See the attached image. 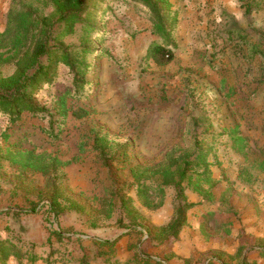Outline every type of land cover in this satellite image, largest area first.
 <instances>
[{"label": "rangeland", "instance_id": "374dc122", "mask_svg": "<svg viewBox=\"0 0 264 264\" xmlns=\"http://www.w3.org/2000/svg\"><path fill=\"white\" fill-rule=\"evenodd\" d=\"M26 4L38 6L36 0H0L1 33L10 10ZM91 9L96 31L88 40L83 90L59 65L34 94L47 112L24 113L16 123L0 112L4 152L47 153L63 163L43 174L1 162L0 238L14 243L22 258L0 264H124L137 251L165 264H254L244 253L264 247L249 233V221L264 214V59L252 57L250 47L264 49V0H170L166 11L174 25L167 38L155 32L142 2L103 0ZM65 43L79 46L81 28ZM157 44L172 51L168 64L148 56ZM13 71L0 63V74ZM65 94L66 115L58 105ZM97 137L106 154L97 149ZM196 139L212 146L216 182L212 188L203 183L211 198L187 184L181 194L170 186L163 205L148 208L133 167L192 153ZM146 184L151 193L155 182ZM55 189L64 205L79 208L56 219L48 200ZM123 201L135 215H127ZM185 203L194 206L177 240L171 246L147 241V232L155 236ZM117 238L114 246L99 243Z\"/></svg>", "mask_w": 264, "mask_h": 264}, {"label": "trees", "instance_id": "16d2710c", "mask_svg": "<svg viewBox=\"0 0 264 264\" xmlns=\"http://www.w3.org/2000/svg\"><path fill=\"white\" fill-rule=\"evenodd\" d=\"M38 6L26 4L21 8L12 9L9 12L8 25L4 32H0V63H7L14 67L10 75L0 74V112L9 115L11 121L18 122L24 113L42 114L48 110L40 106L34 99L37 89L45 82H50L56 75L59 65L70 69L74 75V86L77 91L83 90L87 84L88 70L90 68L87 56L91 53L88 43L89 37L96 31V26L91 21L92 6L103 0H36ZM145 4L152 13L155 32L161 37H169L170 21L166 9L170 7V0H135ZM252 5L245 6V13L250 14ZM169 24V25H168ZM81 28L82 43L79 46L66 44L69 36L77 35ZM264 43V40H260ZM252 57L260 56L264 59V49L260 44L250 47ZM148 56L161 65L168 64L173 59V53L163 45H154L149 49ZM59 108L64 115L68 113L67 95L59 99ZM79 111L85 112L84 109ZM237 140V139H236ZM242 141V139H238ZM237 140V141H238ZM239 142V141H238ZM241 144V142H239ZM97 149L103 154L105 142L96 138ZM212 146H206L197 139L194 143L192 153L186 152L176 155L174 152L168 154L165 159L152 167H133V175L138 183V193L144 199L148 208H159L165 200L166 188L174 186L183 193L184 184L192 187L196 192L211 198V191L205 189L203 183H208L212 188L216 182L212 177L209 155ZM177 152V151H176ZM0 165L2 161L8 160L12 165L19 166L21 170H30L48 174L57 170L62 161L57 157L34 151H12L5 152L0 148ZM264 164H262V168ZM152 180L155 185L151 188L146 184ZM154 195V197L152 196ZM182 196V195H181ZM61 195L55 189L49 196V206L55 218L65 210L79 208L76 203L64 205ZM193 204L185 203L179 206L172 220L164 227L159 228L152 235L148 231L147 241L158 240L161 246H171L179 237L186 224L187 210ZM123 207L127 215H135L130 208L129 202L123 201ZM31 212H35L34 210ZM133 223H137L132 218ZM54 233L62 237L57 231ZM120 238L114 241H99L100 245L114 246ZM264 257V247L260 250ZM9 256L22 258L21 251L9 240L0 238V263H5ZM168 261V259H166ZM81 264H88L82 261ZM124 264H165L161 260L154 259L145 251H137L135 256ZM209 264H214L210 261Z\"/></svg>", "mask_w": 264, "mask_h": 264}, {"label": "crops", "instance_id": "0c3cea01", "mask_svg": "<svg viewBox=\"0 0 264 264\" xmlns=\"http://www.w3.org/2000/svg\"><path fill=\"white\" fill-rule=\"evenodd\" d=\"M249 225H250L249 233L253 237L264 240V214H260L258 217L251 219L249 221ZM261 249L262 247L248 248L246 249L247 251H245L244 253L245 257L248 254V260L250 259L254 260V264H264V257H261L260 255Z\"/></svg>", "mask_w": 264, "mask_h": 264}]
</instances>
